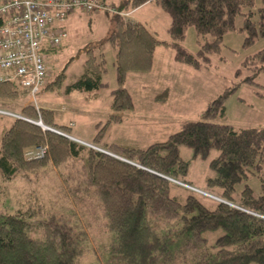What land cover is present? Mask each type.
Instances as JSON below:
<instances>
[{
	"label": "trees",
	"instance_id": "obj_1",
	"mask_svg": "<svg viewBox=\"0 0 264 264\" xmlns=\"http://www.w3.org/2000/svg\"><path fill=\"white\" fill-rule=\"evenodd\" d=\"M145 1L126 0L121 7L126 12ZM155 1L170 16L173 42L158 39L141 21L114 13L106 41L115 50L118 85L112 90V112L104 124L97 123L94 142L109 122L121 121L120 113L133 107L123 86L127 72L149 71L157 45L172 46L176 60L200 68L220 50L237 14L244 16V44L264 36V4L256 10L258 20L252 21L255 0ZM191 25L199 44L196 53L178 42ZM251 58L252 63H264V49ZM105 71L102 53L97 57L89 49L83 72L65 90L98 89L106 84ZM18 87L14 81L1 82L0 96L17 94ZM225 97L226 92L212 100L202 119L186 121L145 148L100 147L94 142L89 146L28 121L37 120V113L32 105L23 108V114L18 113L23 118L14 116L0 140V193L5 181L18 175L30 178L29 172L48 163L59 168L61 164L76 221L43 208L34 197L12 211L0 210V264H83L88 246L94 253L88 264H264V178L257 194L246 182L236 191L254 169L260 173L264 168V127L235 128L219 122L225 115ZM180 145L201 156L212 146L218 148L217 157L210 160L216 175L206 183L219 187L224 201L204 203L184 179L188 160L180 156ZM36 146L45 147L42 156L25 155ZM217 228L223 233L208 244L202 232Z\"/></svg>",
	"mask_w": 264,
	"mask_h": 264
},
{
	"label": "rangeland",
	"instance_id": "obj_2",
	"mask_svg": "<svg viewBox=\"0 0 264 264\" xmlns=\"http://www.w3.org/2000/svg\"><path fill=\"white\" fill-rule=\"evenodd\" d=\"M98 1L107 9L85 11L75 8L65 19L56 23L66 31L67 36L54 49L45 50L49 75L44 86L34 95L18 87L17 94L4 92L0 96V110L3 111L0 112V140L14 116L23 118L20 115L23 114V108L32 105L38 116L35 121L40 120L45 126H52L50 128L55 130L53 132L64 133L76 141L92 146L90 143L94 142L97 123L104 124L112 112V90L118 85L114 66L115 50L106 41V37L113 28L114 13H121L123 17L128 15V11L124 12L121 7L126 0ZM263 4L264 0H255L252 8L255 13L252 16L253 22L258 20L256 10ZM140 5L133 12V17L143 21L158 39L173 42L168 32V12L155 0H148ZM243 23L244 16L237 14L234 29L223 34L220 50L210 54L209 61L200 68L176 60L172 46L157 45L149 71L127 72L123 86L132 96L133 107L120 113L121 121L109 122L99 142L94 143L100 147L118 144L145 148L166 139L186 121L202 119V113L210 102L224 92L225 115L219 122L235 128L264 127V69L260 67L264 63L250 61L255 53L264 49V36L256 38L251 44H244L246 32L241 29ZM178 42L189 52H197L199 44L192 25L185 29L183 39ZM89 49L97 57L102 53L105 59L103 81L106 84L98 89L66 91V86L83 72V62ZM246 78H251L252 82H248ZM43 118L50 126L43 122ZM39 148L30 147L27 152H34ZM27 152L25 155L29 156ZM218 153L215 146L204 156L194 155L190 146H179L180 156L188 160L184 179L194 187L192 188L206 204L215 199L225 200L219 195V187L208 186L206 183L208 177L216 175L210 167V160L217 157ZM59 166L62 168L61 164ZM60 168L48 163L39 167L37 172H29L30 178L18 175L3 182L0 210L12 211L24 204L27 197H34L43 208L57 210L68 221L75 222L77 213H73L75 207L70 202L67 184L61 177ZM260 177L264 178V168L260 173L254 169L253 174L236 185V191L241 190L246 182L253 193L257 194ZM175 182L179 183L177 180ZM221 233L223 229L217 228L204 230L202 235L211 244ZM89 242L92 244L93 240L89 238ZM93 259L94 253L88 246L81 261L88 264ZM248 264L258 263L250 261Z\"/></svg>",
	"mask_w": 264,
	"mask_h": 264
},
{
	"label": "built area",
	"instance_id": "obj_3",
	"mask_svg": "<svg viewBox=\"0 0 264 264\" xmlns=\"http://www.w3.org/2000/svg\"><path fill=\"white\" fill-rule=\"evenodd\" d=\"M75 8L107 9L98 0H0V83L14 81L32 95L44 86L49 75L45 50L67 36L56 23ZM44 152L40 147L27 154L39 157Z\"/></svg>",
	"mask_w": 264,
	"mask_h": 264
},
{
	"label": "water",
	"instance_id": "obj_4",
	"mask_svg": "<svg viewBox=\"0 0 264 264\" xmlns=\"http://www.w3.org/2000/svg\"><path fill=\"white\" fill-rule=\"evenodd\" d=\"M28 121H30V122H32V123H34V124H37V125L43 127L44 129H48V130H51V131H55L54 129L45 126L40 120H38V121H34V120H29V119H28ZM57 133H59V134H61V135H63V136H66V137H68V138H71L69 135H66V134H64V133H61V132H57ZM71 139H73V138H71Z\"/></svg>",
	"mask_w": 264,
	"mask_h": 264
},
{
	"label": "crops",
	"instance_id": "obj_5",
	"mask_svg": "<svg viewBox=\"0 0 264 264\" xmlns=\"http://www.w3.org/2000/svg\"><path fill=\"white\" fill-rule=\"evenodd\" d=\"M140 6H142V5H140ZM140 6H138V7H136V8H134V9H132V10H130V11H128V15H127V18H131V19H133V20H138V21H141V20H139L138 18H136V17H133V12L134 11H136V10H138L139 8H140ZM141 22H143V21H141ZM144 23V22H143ZM145 24V23H144ZM146 25V24H145Z\"/></svg>",
	"mask_w": 264,
	"mask_h": 264
}]
</instances>
